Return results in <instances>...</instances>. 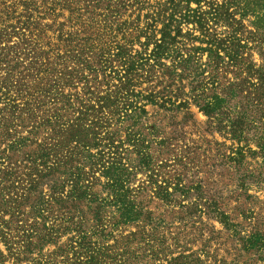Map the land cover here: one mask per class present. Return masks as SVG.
Listing matches in <instances>:
<instances>
[{"label":"trees","instance_id":"obj_1","mask_svg":"<svg viewBox=\"0 0 264 264\" xmlns=\"http://www.w3.org/2000/svg\"><path fill=\"white\" fill-rule=\"evenodd\" d=\"M263 185L264 0H0V264H242Z\"/></svg>","mask_w":264,"mask_h":264},{"label":"rangeland","instance_id":"obj_2","mask_svg":"<svg viewBox=\"0 0 264 264\" xmlns=\"http://www.w3.org/2000/svg\"><path fill=\"white\" fill-rule=\"evenodd\" d=\"M199 120H203L204 117L200 114L197 115ZM217 138H219V140H221V138L219 136H217ZM201 175V174H200ZM232 175H230L227 170L223 169V168H217L216 170H214L211 174H202L201 177H203L204 181H205V189L210 192H214L216 191L218 194H220L221 196H223V201L229 199L232 196V193H230V190H232L233 186H231V184H226L228 183V177H230ZM249 194L255 195L257 196L258 199H261V203H258L256 201H254V206H258L261 205L262 207H264V185L259 188L257 187H252L251 189H249ZM232 202V203H231ZM230 204H234L233 199H230ZM215 224V226L217 228H221L220 225L216 222H213ZM199 244V243H198ZM231 246L228 245V248H230ZM215 245H213L212 248H210V250H212L211 252L214 251ZM218 248H220L219 252L221 254H226L227 256H229V254L227 253V249L224 252L221 248V246ZM237 254V253H236ZM264 255V254H263ZM261 258V259H260ZM239 260L242 262V264H264V256L263 257H259V255H250V254H245L244 252L241 253V256L239 257Z\"/></svg>","mask_w":264,"mask_h":264}]
</instances>
